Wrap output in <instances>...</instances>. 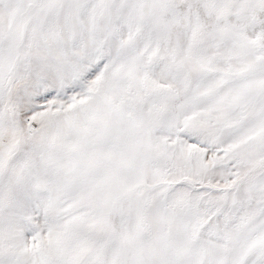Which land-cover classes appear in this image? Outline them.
<instances>
[{
  "label": "snow or ice",
  "instance_id": "1",
  "mask_svg": "<svg viewBox=\"0 0 264 264\" xmlns=\"http://www.w3.org/2000/svg\"><path fill=\"white\" fill-rule=\"evenodd\" d=\"M0 264H264V0H0Z\"/></svg>",
  "mask_w": 264,
  "mask_h": 264
}]
</instances>
